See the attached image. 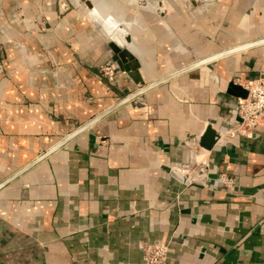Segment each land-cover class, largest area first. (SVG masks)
Listing matches in <instances>:
<instances>
[{
	"label": "crops",
	"instance_id": "1",
	"mask_svg": "<svg viewBox=\"0 0 264 264\" xmlns=\"http://www.w3.org/2000/svg\"><path fill=\"white\" fill-rule=\"evenodd\" d=\"M70 1L0 0V183L144 83L264 38V0ZM120 22L140 82L100 71ZM260 75L264 43L151 87L23 171L0 189V264H141L146 242L167 264H264V120L224 132Z\"/></svg>",
	"mask_w": 264,
	"mask_h": 264
},
{
	"label": "water",
	"instance_id": "2",
	"mask_svg": "<svg viewBox=\"0 0 264 264\" xmlns=\"http://www.w3.org/2000/svg\"><path fill=\"white\" fill-rule=\"evenodd\" d=\"M85 1L90 7H93L91 1L89 0H83ZM96 12V11H95ZM97 13V12H96ZM132 41V37L129 34V32L127 31L125 25L123 23H117L116 26L114 27V29L112 30L111 33V41L109 42V46L111 47V49L113 50V61L116 64V69H115V73L118 72H128L131 76L136 77L135 79L137 81H142L141 78L137 77V69L141 66L139 60L135 57L134 53L131 51V49L128 47L129 44ZM264 43V38L252 41L250 43H246L244 45H240V46H236L230 49H226L223 51H220L218 53H215L213 55L207 56V57H202L199 58L197 61H194L176 71H173L171 73H168L167 75L160 77L150 83H144V85L142 87H140L138 90L130 93L129 95H127L126 97H124L123 99L119 100L117 103L113 104L112 106L108 107L106 110H104L103 112L99 113L98 115H96L95 117H93L90 121L86 122L85 124H83L81 127H79L78 129H76L74 132L70 133V135H68V137H66L63 141H61L60 143H58L57 145H55L54 147H52L51 149H49L48 151H46L45 154L39 156L38 158H36L34 161H32L31 163H29L28 165H26L25 167H23L22 169H20L19 171L15 172L14 174H12L11 176H9L7 179H5L4 181H2L0 183V189L5 186L6 184H8L9 182H11L12 180H14L16 177H18L23 171H25L26 169H28L29 167H31L32 165H34L36 162H38L39 160H41L42 158H44L45 156L49 155L50 153H52L53 151H55L58 147H60L63 143H65L68 139L74 137L75 135H77L80 131L88 128L90 125H92L95 121H97L98 119H100L101 117H103L104 115H106L107 113H109L110 111H112L113 109L117 108L118 106L122 105L123 103H126L132 99H134L135 97H137L138 95L142 94L143 92L147 91L148 89H150L151 87H154L158 84H161L169 79H171L172 77L179 75L183 72H186L192 68L204 65V64H210L211 62L215 61L218 58H221L227 54H230L232 52L238 51L240 49H244L246 47H250L253 45H257V44H261ZM247 94V90L245 89V94L244 96H246ZM227 132V131H224ZM219 134L215 129H213L212 127H208L207 131L204 133V135L201 137L200 140V144L208 149H212L213 146L215 145L217 138L219 137ZM171 173L173 175H175L176 177H178L181 181L188 183L190 178H189V174H181L180 172L176 171L175 169L171 170Z\"/></svg>",
	"mask_w": 264,
	"mask_h": 264
},
{
	"label": "built area",
	"instance_id": "3",
	"mask_svg": "<svg viewBox=\"0 0 264 264\" xmlns=\"http://www.w3.org/2000/svg\"><path fill=\"white\" fill-rule=\"evenodd\" d=\"M65 9V8H64ZM63 9V10H64ZM11 21H15L18 16V10L11 12ZM10 14V15H11ZM13 17V18H12ZM116 64L108 62L101 66L100 71L109 81L115 79ZM247 90L246 96L239 99L238 115L240 121L227 129L226 135L231 137L236 135H244L252 137L257 126L264 120V75L250 79L245 83ZM206 174L201 171L197 180H203ZM223 180L230 184L233 182L231 178L223 177ZM143 258L141 264H167L169 247L159 243L146 242L142 246Z\"/></svg>",
	"mask_w": 264,
	"mask_h": 264
},
{
	"label": "rangeland",
	"instance_id": "4",
	"mask_svg": "<svg viewBox=\"0 0 264 264\" xmlns=\"http://www.w3.org/2000/svg\"><path fill=\"white\" fill-rule=\"evenodd\" d=\"M168 2H170V1L168 0ZM54 3H56L58 10H63L64 8L70 9L72 7V2L70 0H54ZM10 6H11L10 11H13L14 9H16L15 7H17L18 10L20 9L17 4L15 5V4L11 3ZM10 16H12V14Z\"/></svg>",
	"mask_w": 264,
	"mask_h": 264
},
{
	"label": "bare ground",
	"instance_id": "5",
	"mask_svg": "<svg viewBox=\"0 0 264 264\" xmlns=\"http://www.w3.org/2000/svg\"><path fill=\"white\" fill-rule=\"evenodd\" d=\"M92 1V0H91ZM87 5V4H86ZM193 177H195V178H197L198 177V175L195 173V174H193Z\"/></svg>",
	"mask_w": 264,
	"mask_h": 264
}]
</instances>
